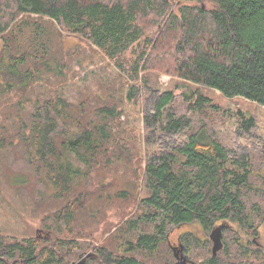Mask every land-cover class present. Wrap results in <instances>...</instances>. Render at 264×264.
<instances>
[{
	"label": "trees",
	"instance_id": "trees-1",
	"mask_svg": "<svg viewBox=\"0 0 264 264\" xmlns=\"http://www.w3.org/2000/svg\"><path fill=\"white\" fill-rule=\"evenodd\" d=\"M204 1L211 6L207 8ZM25 16L48 18L63 30L83 37L122 72L123 57L144 44L132 67L133 79H137L148 51L159 44L155 42L157 37L146 35L147 23L142 24L153 17L150 24H161V31L168 34L163 39L162 59L168 57L179 78L215 90L227 99L241 97L264 107V0H0V98L27 90L60 64L53 52V35L41 23L20 21ZM15 29L21 35L30 32L31 48L27 51L13 43ZM61 73L58 66L57 75ZM187 99L196 111L218 108L198 88ZM173 102V93L164 94L156 105L155 118L167 121V130L179 132L186 123L170 112ZM34 107L28 125L10 137L12 141L2 138L5 143L0 140V149L4 144H24L30 164L60 195L73 187L81 167L97 163L112 136L106 124L99 130L94 127V131L70 119L65 104ZM113 115L111 111L107 116ZM240 116L245 129L254 127L253 118L243 113ZM71 157L83 165H76ZM250 165L245 157L230 158L217 138L201 135H192L177 154L153 156L144 171L147 196L141 201L143 211L128 226L137 231L142 224L152 230L127 239L122 251L98 249L96 256L101 264H147L136 253L155 256L169 242L171 228L182 225H199L208 235L222 226L223 237L237 229L259 237L258 225L245 200L252 189ZM17 180L25 183L24 179ZM236 241L243 261L238 263L229 255L224 259L218 254L201 264H252L250 245L255 242ZM179 244L193 251L202 241L186 232L179 236ZM51 248L41 247L34 238L0 236V264L11 260L24 264L61 262L59 253ZM225 250L229 252V247Z\"/></svg>",
	"mask_w": 264,
	"mask_h": 264
},
{
	"label": "rangeland",
	"instance_id": "rangeland-1",
	"mask_svg": "<svg viewBox=\"0 0 264 264\" xmlns=\"http://www.w3.org/2000/svg\"><path fill=\"white\" fill-rule=\"evenodd\" d=\"M203 4L207 8L211 6L207 1ZM173 11L177 13L175 6ZM21 20L41 23L53 35V52L62 73L57 75L58 66H54L53 71L27 90L0 98V140L4 137L14 140L10 137L28 125L35 113L34 106L46 103L65 104L70 119L84 128L96 131L94 127L99 130L100 125L108 124L105 127L112 140L97 163L89 168L81 167L73 187L60 195L44 183L42 174L30 164L24 144H4L5 148L0 149V236L34 238L41 247H53L50 250L55 249L61 261L56 264H101L96 256L98 249L122 251L127 239L152 230L143 228L142 224L137 231L128 227L143 211L141 201L147 196L144 171L150 159L177 154V149L184 147L192 135H201L217 138L230 158L245 157L251 164L252 189L245 200L258 225L259 237L250 231L232 230L224 235L223 248L218 254L224 259L229 255L239 263L244 259L236 239L244 243L251 240L255 242L250 245L251 263L264 264V107L241 97L227 99L215 90L179 78L168 57L162 59L163 39L168 34L161 31V24L156 27L150 24L153 17L142 24L147 23L146 35L157 37L155 42L159 44L157 49L148 51L137 79L131 77L132 67L144 44L123 57L125 72H122L86 39L63 30L48 18L25 16ZM19 31L14 30L13 43L27 51L31 48L30 32L21 35ZM197 88L218 108L193 109L187 96ZM166 93L174 94L170 112L185 119L186 125L179 132L167 130V121L155 118L156 105ZM111 111L114 115L108 117ZM240 113L255 120L253 128L243 127ZM71 161L83 165L74 157ZM17 179H24L25 183ZM186 232L196 235L202 245L193 251L181 247L179 236ZM213 245L210 235L199 225H182L171 228L169 242L155 256L145 252L136 254L147 264L177 263L182 257L186 262L201 264L213 255ZM227 247L229 252L225 250ZM8 264L24 263L11 260Z\"/></svg>",
	"mask_w": 264,
	"mask_h": 264
},
{
	"label": "water",
	"instance_id": "water-1",
	"mask_svg": "<svg viewBox=\"0 0 264 264\" xmlns=\"http://www.w3.org/2000/svg\"><path fill=\"white\" fill-rule=\"evenodd\" d=\"M223 227H219L212 231L210 237L214 243L213 245V256H217L218 252L223 248ZM181 247L186 248L184 245L180 244ZM175 256L178 257L177 252H175ZM178 264H195L193 261L189 260L188 262L185 261V257L181 258V261H178Z\"/></svg>",
	"mask_w": 264,
	"mask_h": 264
}]
</instances>
